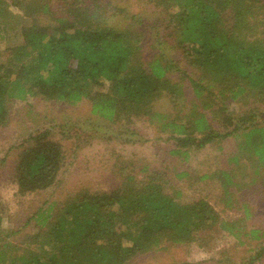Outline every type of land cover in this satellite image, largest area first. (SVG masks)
Masks as SVG:
<instances>
[{
    "label": "trees",
    "instance_id": "trees-1",
    "mask_svg": "<svg viewBox=\"0 0 264 264\" xmlns=\"http://www.w3.org/2000/svg\"><path fill=\"white\" fill-rule=\"evenodd\" d=\"M76 1L83 5L68 4L56 19L45 2H30L34 9L29 12L24 1H14L24 8V16L32 17L33 24L25 25L8 2L0 0V41L21 38L0 54H5L0 58V125L14 100H88L91 113L109 121L146 118L168 132L176 141L174 152L182 156L191 146L198 150L235 136L240 138L239 150L258 163L256 168L264 164V122L246 117L249 113L229 116L217 103L249 94L264 98V0H147L171 12L169 20L189 67L180 77L193 93L189 101L182 84L170 77L178 70L172 60L160 52L146 56L136 32L103 22L107 17L97 0ZM41 17L52 22L40 25ZM165 94L174 97L173 112L154 108ZM188 103L189 112L180 117ZM207 111L220 120L223 131ZM28 143L15 166L20 196L50 188L63 159L62 147L49 131L32 135ZM240 157L232 159L238 162ZM222 174L226 183L232 182L228 173ZM167 184L156 172L140 180L127 175L109 192L79 191L56 214L38 210L31 218L40 223L42 232L36 237H46L47 247L41 243L36 252L27 246L22 254L16 244L3 243L5 237H0V264H127L166 243L191 242L208 220L218 222L241 244L243 237L261 238L259 229L245 232L239 221H219L206 200L177 201L166 192ZM259 249L248 264L261 260L264 246Z\"/></svg>",
    "mask_w": 264,
    "mask_h": 264
},
{
    "label": "rangeland",
    "instance_id": "rangeland-1",
    "mask_svg": "<svg viewBox=\"0 0 264 264\" xmlns=\"http://www.w3.org/2000/svg\"><path fill=\"white\" fill-rule=\"evenodd\" d=\"M6 1L10 11L22 17L25 25L33 24L32 17L24 16V8L14 1H24L29 12L34 9L30 2H45L50 11L55 10L54 19L66 13L68 4L83 5L76 0ZM97 1L107 17H102V21L136 32L146 56L160 52L173 61L178 70L170 77L182 84L186 101H189L193 97L189 83L180 79L189 67L169 20L171 12L147 0ZM51 22L41 17L39 24L44 26ZM15 24L20 27L21 21ZM14 37L10 42L0 41V54L7 45L20 43L21 38ZM173 100L174 97L165 94L155 101L154 108L169 112ZM182 100L184 97H180L179 101ZM218 101L229 116L243 115V118L249 113L246 117L252 119L254 115L255 122H264V98L249 94L233 101ZM9 107L8 119L0 125V230L3 228L10 234L6 237L0 231V237H5L3 243L16 244L20 253L27 252L23 251L27 246L29 251L36 252L41 243L47 247L46 237H36L42 232L40 223L36 224L31 218L36 211L50 210L51 214H56L69 197L79 191L109 192L120 187L127 175L136 174L140 180L144 174L155 172L166 179V192L177 201L206 200L218 214L219 221H239L245 232L259 229L261 238L243 237L245 243L241 244L228 230L220 229L218 222L208 220L195 230L191 242L166 243L160 249L134 256L127 264H248L250 257L264 246V164L256 168L258 163L239 150L240 138L229 136L198 150L191 146L189 154L182 156L174 152L176 141L168 132L150 124L146 118L109 121L92 114L88 100L69 104L29 97L24 101L14 100ZM189 110L188 103L179 116ZM207 114L214 126L223 131L220 120L210 111ZM44 130L62 147L61 168L50 188L20 196L15 182L18 157L29 144V138ZM240 154L244 155L240 157ZM234 156L240 157L238 162L232 159ZM223 171L231 176V183H226ZM253 264H264V252L261 260Z\"/></svg>",
    "mask_w": 264,
    "mask_h": 264
}]
</instances>
